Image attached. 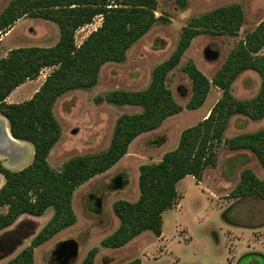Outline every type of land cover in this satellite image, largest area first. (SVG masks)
<instances>
[{"label": "rangeland", "instance_id": "obj_1", "mask_svg": "<svg viewBox=\"0 0 264 264\" xmlns=\"http://www.w3.org/2000/svg\"><path fill=\"white\" fill-rule=\"evenodd\" d=\"M12 1L0 0V15ZM233 3L240 4L245 13L241 28L235 33L197 34L179 64L167 75V85L183 109L166 118L158 128L139 134L117 163L77 187L73 194L76 221L35 247L37 264H54L52 251L58 242L68 238L79 242L78 258L71 264H81L94 247H97L94 264H125L136 258H140V264H264V199L256 195L237 197L233 192L244 168L250 167L264 178V167L252 150L232 149L224 139L215 146L216 163L206 167L201 180L191 174L179 180V196L173 207L162 214L160 235L147 229L125 245L102 244L120 224L114 202L139 198L140 165L161 160L166 151L177 146L182 130L204 119L222 96L223 89L212 82L213 77L247 32L264 18V0H188L186 5L176 0H158L155 10L158 20L131 45L125 60L107 61L94 86L75 88L56 100L54 113L62 134L48 160L54 169H60L70 157L107 149L119 115L140 111L141 107L99 97L116 89L147 87L153 68L174 52L183 27L192 18ZM101 22L99 15L78 28L76 42L80 44ZM59 37L60 29L55 21L24 13L0 30V58L15 47L53 45ZM189 60L211 80L205 101L194 109L187 106L193 93L192 78L184 69ZM52 69V66L44 67L36 78L27 79L7 101L30 98ZM261 85L259 72L246 69L233 81L232 91L238 98L249 99L258 94ZM0 118H3L1 113ZM261 128H264V116L252 118L238 113L229 120L224 138ZM4 146L12 148V141L7 138ZM2 210L6 211L7 206ZM52 214V208L38 217L22 214L13 224L0 229V239L11 236L16 242L12 247L0 249V264L28 245Z\"/></svg>", "mask_w": 264, "mask_h": 264}, {"label": "trees", "instance_id": "obj_2", "mask_svg": "<svg viewBox=\"0 0 264 264\" xmlns=\"http://www.w3.org/2000/svg\"><path fill=\"white\" fill-rule=\"evenodd\" d=\"M176 1L186 5L188 0ZM157 6L158 0H13L0 15V30L24 13L53 20L60 29V37L53 45L15 47L0 58V113L7 117L15 138L27 140L34 146L32 162L22 169L12 170L0 160V172L5 176L0 188V229L13 224L22 214L39 216L53 209L52 216L31 242L5 264H37L35 247L76 221L73 194L77 187L117 163L139 134L158 128L166 118L183 109L166 79L192 39L201 32L235 33L245 19L238 3L219 6L192 18L183 27L174 52L153 68L147 87L116 89L99 97L141 107L140 111L119 115L108 148L70 157L60 169H54L48 158L62 134L54 113L56 100L75 88L94 86L107 61L125 60L131 45L158 20ZM99 15L101 24L78 44L77 29ZM48 66L53 67L52 71L30 98L7 101L16 87L27 79L36 78ZM184 69L193 81V93L187 106L198 108L207 97L211 80L193 60H189ZM246 69L258 71L262 85L256 96L242 99L233 94L232 84ZM212 82L223 89L222 96L204 119L182 130L177 146L166 151L161 160L140 165L139 198L114 202L120 224L102 240L103 245H125L147 229L160 235L162 214L173 207L179 196V180L188 174L201 180L206 167L216 163L215 146L223 139L232 149L252 150L264 167V128L224 138L227 124L235 114L243 113L252 118L264 116V18L247 32ZM233 192L237 197L256 195L264 199V178L246 167ZM3 206H7L6 211L2 210ZM96 252L97 247L92 248L81 264H94ZM140 261L136 258L125 264H140Z\"/></svg>", "mask_w": 264, "mask_h": 264}, {"label": "crops", "instance_id": "obj_3", "mask_svg": "<svg viewBox=\"0 0 264 264\" xmlns=\"http://www.w3.org/2000/svg\"><path fill=\"white\" fill-rule=\"evenodd\" d=\"M18 87H20V85ZM18 87L15 88L9 94L7 99L15 95V91L18 89ZM36 90H34L31 93V96L35 93ZM13 101H17V100H13ZM2 116L3 118H0V126L5 125L10 131L9 121L7 117L3 114ZM11 136H12V139L8 138V140L12 141V148L11 147L6 148V146H4L5 141L2 139L0 141V159L4 161L5 165H7L8 167H11L12 169H22L23 167L26 166V164L28 165L29 163L32 162L33 157H34V146L31 142L27 140L17 139L13 137L12 134ZM20 164L22 165L20 166ZM4 183H5V177L2 173H0V188L3 186ZM23 215H28L31 217H38L36 215H31L27 213Z\"/></svg>", "mask_w": 264, "mask_h": 264}, {"label": "flooded vegetation", "instance_id": "obj_4", "mask_svg": "<svg viewBox=\"0 0 264 264\" xmlns=\"http://www.w3.org/2000/svg\"><path fill=\"white\" fill-rule=\"evenodd\" d=\"M6 234L7 233H4V235H6ZM69 239L76 240L75 238H68V239L62 240L56 244L54 250L52 251V257H51V260H52V262H54V264H71L72 262H75V260L78 258L79 242L76 240L77 241V247H78L77 248V254L72 256V255H70V247L67 244H64V242L69 240ZM15 243L16 242H14V240L11 239V236H9L5 239L2 238V239H0V249H2L3 247H9V246L12 247Z\"/></svg>", "mask_w": 264, "mask_h": 264}, {"label": "water", "instance_id": "obj_5", "mask_svg": "<svg viewBox=\"0 0 264 264\" xmlns=\"http://www.w3.org/2000/svg\"><path fill=\"white\" fill-rule=\"evenodd\" d=\"M9 129L4 125L0 126V141L1 139L6 142V139L9 138L7 132ZM11 135V132H10ZM14 137V136H13ZM64 244H67L70 247V255L74 256L77 254V241L74 239H69L64 242Z\"/></svg>", "mask_w": 264, "mask_h": 264}, {"label": "bare ground", "instance_id": "obj_6", "mask_svg": "<svg viewBox=\"0 0 264 264\" xmlns=\"http://www.w3.org/2000/svg\"><path fill=\"white\" fill-rule=\"evenodd\" d=\"M7 134H9L8 137H9L10 139H12V136L10 135V131H8Z\"/></svg>", "mask_w": 264, "mask_h": 264}]
</instances>
